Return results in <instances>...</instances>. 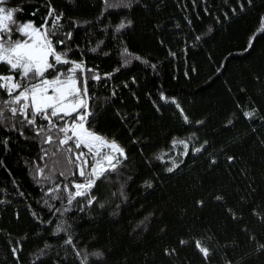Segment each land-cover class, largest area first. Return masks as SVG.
Returning a JSON list of instances; mask_svg holds the SVG:
<instances>
[{
	"label": "trees",
	"instance_id": "trees-1",
	"mask_svg": "<svg viewBox=\"0 0 264 264\" xmlns=\"http://www.w3.org/2000/svg\"><path fill=\"white\" fill-rule=\"evenodd\" d=\"M3 5L37 27H52L50 10L62 14L52 39L71 33L56 47L83 62L88 123L127 158L96 181L91 204L77 197L69 205L64 186L84 181L74 153L87 149L69 141L63 148L73 153L57 151L63 133L53 129L54 143H44L22 117L0 124V264H81L85 256L87 264H264V0ZM10 99L0 89V100Z\"/></svg>",
	"mask_w": 264,
	"mask_h": 264
},
{
	"label": "snow or ice",
	"instance_id": "snow-or-ice-1",
	"mask_svg": "<svg viewBox=\"0 0 264 264\" xmlns=\"http://www.w3.org/2000/svg\"><path fill=\"white\" fill-rule=\"evenodd\" d=\"M4 2L5 0H0V4ZM48 15L55 17L52 27L47 26V21L37 27L32 22L18 23L14 18L15 10H6L4 7H0V33H3L0 35V64L6 65L9 69L8 74H0V89H3L11 98L10 100H0V124L6 120H17L18 117H22L17 122L22 125L34 126L36 135L43 137L44 143H54L53 136L50 134L53 129H57L58 133H63V137L59 139L57 151L73 153L74 149L78 150L82 147L87 149L86 152L74 153L75 161L78 162L76 166L79 169V175L84 177V182L74 183L72 187L75 191H71L68 185L64 186V190L68 193L69 205L77 197L88 198V203L91 204L95 197L90 196V192L96 185V181L104 177L106 173L115 171L121 162L120 157L125 159L127 157L123 147L114 139L97 133L88 123V117L93 113L89 110L87 79L81 80L77 75L78 72L84 70L83 62L69 58L68 53L71 52V48H68L67 51L57 49V44H66V40L71 38V33H67L65 39L54 43L52 37L56 32L53 29L58 30L62 14L57 15L53 9L49 11ZM128 23L130 24L131 21ZM12 24L16 25L15 31L26 39L13 40L11 38L13 28L10 25ZM125 27V23L122 22L117 31ZM261 30L264 31V18H262ZM92 51H96V49H92ZM124 54L126 56L128 54L126 48ZM57 65H69V67L66 71L61 72ZM46 74H49L50 78ZM92 78L100 79L98 75H94ZM32 81L36 82L33 83ZM6 112L10 115H6ZM181 113L183 114L182 110ZM244 115L250 118L253 113L245 112ZM66 116L73 117L71 123L65 122L62 126H58L53 120L54 117L63 119ZM38 119L47 121V125H38ZM184 120L186 123L190 122L187 116H184ZM46 127L47 133H45ZM69 141L73 142L74 149L72 147L63 148V146L68 145ZM173 143L175 144L177 141L174 140ZM179 143L184 144L185 141H179ZM204 143L207 144V141ZM202 147L203 145L197 147L195 151L200 152ZM55 154L54 152L53 155ZM184 154L187 155L188 153L185 152ZM44 155H48V150H44ZM87 156L92 157L90 171H86L89 166ZM41 159H44V156ZM228 159L232 160L233 158L229 157ZM37 171L43 176V168H39ZM168 171H173V169L169 168ZM63 174L61 173V175ZM47 178L44 177V179ZM54 190L59 191V187L57 186ZM217 199L219 200L221 197L218 196ZM62 230V227L58 225L57 233ZM181 243L185 242L181 241ZM195 243L199 252L205 259H208L209 249L204 247L200 241ZM65 244L73 245L75 250L70 235ZM261 248L264 249V245H261ZM13 251L16 250L13 249ZM75 251L79 258L81 256L80 251ZM91 255L99 258L103 254L97 252ZM81 264H87V256L81 260Z\"/></svg>",
	"mask_w": 264,
	"mask_h": 264
},
{
	"label": "rangeland",
	"instance_id": "rangeland-1",
	"mask_svg": "<svg viewBox=\"0 0 264 264\" xmlns=\"http://www.w3.org/2000/svg\"><path fill=\"white\" fill-rule=\"evenodd\" d=\"M0 7H4L6 10H15V14L17 13V8H10V7H6V6H4L3 4H0ZM15 18V17H14ZM16 20V19H15ZM17 21V20H16ZM18 22V21H17ZM18 23H21V22H18ZM10 27H12L13 28V32L11 33V38L13 39V40H17V39H24L25 37H22V36H20L19 35V33H17L16 31H15V28H16V25L15 24H12V25H10ZM0 35H3V33H0ZM26 39V38H25ZM5 92V91H4ZM6 93V92H5ZM67 122V121H66ZM67 123H69V121L67 122ZM69 134H71V133H69ZM87 160L89 161V166H88V168H86V171H90V166H91V164H92V157L91 156H88V158H87ZM78 173V175H79V169H78V171H77ZM80 176V175H79ZM82 182H84V181H82ZM82 182H80V183H82Z\"/></svg>",
	"mask_w": 264,
	"mask_h": 264
},
{
	"label": "flooded vegetation",
	"instance_id": "flooded-vegetation-1",
	"mask_svg": "<svg viewBox=\"0 0 264 264\" xmlns=\"http://www.w3.org/2000/svg\"><path fill=\"white\" fill-rule=\"evenodd\" d=\"M21 23H24V22H21ZM25 38H26V37H25ZM25 38H24V39H25ZM50 59H51V58H50ZM49 78H50V77H49ZM32 82L34 83V82H36V81H32ZM68 117H70V116L63 117V119H59V118L54 117L53 120H56V121H65Z\"/></svg>",
	"mask_w": 264,
	"mask_h": 264
}]
</instances>
